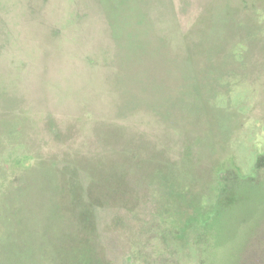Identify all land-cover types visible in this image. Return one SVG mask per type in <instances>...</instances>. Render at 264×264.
Listing matches in <instances>:
<instances>
[{
	"label": "rangeland",
	"instance_id": "1",
	"mask_svg": "<svg viewBox=\"0 0 264 264\" xmlns=\"http://www.w3.org/2000/svg\"><path fill=\"white\" fill-rule=\"evenodd\" d=\"M0 264H264V0H0Z\"/></svg>",
	"mask_w": 264,
	"mask_h": 264
},
{
	"label": "trees",
	"instance_id": "2",
	"mask_svg": "<svg viewBox=\"0 0 264 264\" xmlns=\"http://www.w3.org/2000/svg\"><path fill=\"white\" fill-rule=\"evenodd\" d=\"M103 191H104V192H101V194L104 193V196H105V195H108V193L105 192L104 189H103ZM100 196H101V195H100ZM108 196H109V195H108ZM108 196H107V197H108ZM105 197H106V196H105ZM117 197H118V195H117ZM109 198H112V197L109 196ZM114 198H115V197L113 196V199H114ZM95 199H97V201H99L98 199H100V198L95 197ZM102 202H103V201H102ZM95 204H96L97 206H98V205L100 206V204H99L98 202H95ZM73 209H74L75 211H77V209H76V204H75V207H73ZM79 217H80L81 222L83 221V222L85 223V219L82 220V217H81V214H80V213H78V215H77L76 218H79ZM84 218H85V217H84ZM82 225H83V223H82ZM82 225H81V227H83ZM77 239H81V238L77 237ZM81 240H82V239H81Z\"/></svg>",
	"mask_w": 264,
	"mask_h": 264
}]
</instances>
